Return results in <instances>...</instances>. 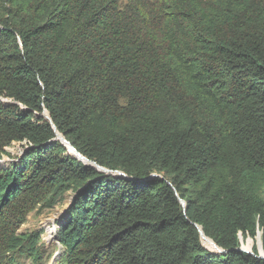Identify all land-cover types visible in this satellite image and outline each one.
Wrapping results in <instances>:
<instances>
[{"label": "trees", "instance_id": "trees-1", "mask_svg": "<svg viewBox=\"0 0 264 264\" xmlns=\"http://www.w3.org/2000/svg\"><path fill=\"white\" fill-rule=\"evenodd\" d=\"M13 143L0 264H25L20 226L75 182L60 264H264V0H0Z\"/></svg>", "mask_w": 264, "mask_h": 264}, {"label": "rangeland", "instance_id": "rangeland-1", "mask_svg": "<svg viewBox=\"0 0 264 264\" xmlns=\"http://www.w3.org/2000/svg\"><path fill=\"white\" fill-rule=\"evenodd\" d=\"M23 153V144L13 143L0 156V164L5 161H16ZM81 160L85 161L82 158ZM99 171L106 172L102 169H99ZM108 173L110 174L111 172ZM79 186H81L80 182L71 183L67 190L58 193L53 199L37 206L27 215L18 233L36 236V247L32 256L25 257V264H60V261L57 260L58 254L67 247V243L62 240H68L69 243L72 238L71 229H64L63 224L70 214L69 205L74 199ZM46 232L51 234L46 237ZM200 243L208 247L203 242L201 235ZM245 244L247 242L242 241V246Z\"/></svg>", "mask_w": 264, "mask_h": 264}, {"label": "water", "instance_id": "water-1", "mask_svg": "<svg viewBox=\"0 0 264 264\" xmlns=\"http://www.w3.org/2000/svg\"><path fill=\"white\" fill-rule=\"evenodd\" d=\"M68 150H69L70 153L74 154V155H75L76 157H78L80 160H81V158L83 159V157H82L79 153L75 152L71 147H68ZM71 150H73V152H71ZM96 168H97L98 170H99V169H102V170H104V171H106V172H111V171H108V170H106L105 168L100 167V166H97V165H96ZM111 173H113V172H111ZM182 204H184L183 201H182ZM196 227L198 228L200 235H201V236H205V235L202 233V231L200 230V228L198 227V225H196ZM214 244H215V243H214ZM215 246H216V245H215ZM215 248H216V247H215ZM240 250L249 251V250H247V249H244L243 246L241 247Z\"/></svg>", "mask_w": 264, "mask_h": 264}, {"label": "bare ground", "instance_id": "bare-ground-1", "mask_svg": "<svg viewBox=\"0 0 264 264\" xmlns=\"http://www.w3.org/2000/svg\"><path fill=\"white\" fill-rule=\"evenodd\" d=\"M71 151H72V150H71ZM49 234H51V233H50V232H46V237H47ZM202 240H203V242L208 243V244H210L211 246L215 247L214 242H213L211 239H209L208 237H206V236H202Z\"/></svg>", "mask_w": 264, "mask_h": 264}]
</instances>
